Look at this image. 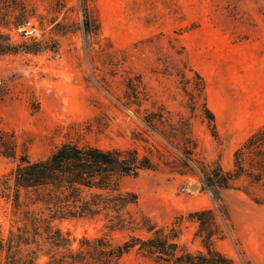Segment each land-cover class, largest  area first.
<instances>
[{
  "label": "rangeland",
  "instance_id": "374dc122",
  "mask_svg": "<svg viewBox=\"0 0 264 264\" xmlns=\"http://www.w3.org/2000/svg\"><path fill=\"white\" fill-rule=\"evenodd\" d=\"M96 3L103 36L115 49L126 50L124 66L142 74L152 99L174 113L186 114L175 76L153 72L164 61H178L176 52H182L187 63L202 74L219 139L212 137L200 117L193 119V132L205 161H217L223 169H230L234 150L264 124V0ZM102 74L97 59L92 61L86 54L82 34L65 38L57 55L18 54L0 59V129L14 134L17 153L16 158L0 153V178L10 179L23 151L36 161L68 139L106 149L136 147L144 152L140 143L130 140L131 132L144 130L143 125L116 101L123 90L121 78L108 76L111 88L107 91L97 83ZM239 101H249L251 110L245 113L236 108ZM219 110L226 115L220 125ZM146 135L149 147L158 141L164 146L151 132ZM121 188L138 196L137 206L130 208L134 216L141 212L158 225L184 217L179 243L188 251L195 253L201 246L194 238L197 224L188 221L187 215L212 209L224 232L215 248L236 264H264V204L244 192L207 187L197 171L180 175L164 167L126 177ZM16 220L11 204L0 196V234L6 235ZM55 224L75 247L84 237L107 234L117 245L128 238L126 231L110 233L101 219ZM120 264L153 263L132 250Z\"/></svg>",
  "mask_w": 264,
  "mask_h": 264
},
{
  "label": "trees",
  "instance_id": "16d2710c",
  "mask_svg": "<svg viewBox=\"0 0 264 264\" xmlns=\"http://www.w3.org/2000/svg\"><path fill=\"white\" fill-rule=\"evenodd\" d=\"M77 34L83 35L86 54L103 68L97 83L108 91L107 77L121 78L123 90L116 101L143 125L144 130L131 132L130 140L140 143L144 152L70 139L36 161L23 151L10 179L0 178V196L18 218L6 235L0 234V264H120L132 250L153 264H236L215 248L224 232L212 209L186 217L197 224L194 238L201 250L193 253L179 243L184 217L158 225L141 212L134 216L130 208L137 206L138 196L122 190L121 181L161 167L180 175L197 171L207 187L237 189L264 204V124L234 150L230 169L217 161L206 162L193 132V119L200 117L218 140L215 115L207 103L205 78L182 52H176L178 61H164L153 72L175 76L186 114L174 113L152 99L142 74L124 66L127 52L115 49L103 36L96 0H0V59L18 54L57 55L62 41ZM147 131L164 146L158 141L149 147ZM0 153L16 158L12 132L0 129ZM85 219H101L110 233L126 231L128 238L117 245L107 234L84 237L75 247L55 224Z\"/></svg>",
  "mask_w": 264,
  "mask_h": 264
},
{
  "label": "bare ground",
  "instance_id": "6f19581e",
  "mask_svg": "<svg viewBox=\"0 0 264 264\" xmlns=\"http://www.w3.org/2000/svg\"><path fill=\"white\" fill-rule=\"evenodd\" d=\"M236 108H240L242 111H244L246 113L247 111L251 110L252 105H251V103H249V101H245V102L239 101V103H238ZM219 117H220V119H217L218 125L222 124L226 120L225 113H223L220 110H219Z\"/></svg>",
  "mask_w": 264,
  "mask_h": 264
}]
</instances>
